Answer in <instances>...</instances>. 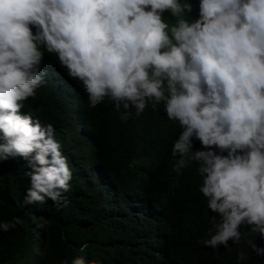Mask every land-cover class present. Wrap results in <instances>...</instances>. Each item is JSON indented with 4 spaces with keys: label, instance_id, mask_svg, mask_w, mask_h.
Here are the masks:
<instances>
[{
    "label": "clouds",
    "instance_id": "obj_1",
    "mask_svg": "<svg viewBox=\"0 0 264 264\" xmlns=\"http://www.w3.org/2000/svg\"><path fill=\"white\" fill-rule=\"evenodd\" d=\"M191 10L181 0H0V162L27 161L31 186L22 206L68 204L73 174L53 125L20 113L46 82L49 53L82 83L90 108L108 97L127 121L131 109L139 116L149 102L153 109L163 102L179 122L172 170L198 162L200 191L221 217L198 242L228 248L239 243L241 225L264 237V0H200L194 22L185 18ZM75 94L64 96L66 123L83 126V97ZM193 137L205 150L193 151ZM22 222L14 217L0 230Z\"/></svg>",
    "mask_w": 264,
    "mask_h": 264
},
{
    "label": "trees",
    "instance_id": "obj_2",
    "mask_svg": "<svg viewBox=\"0 0 264 264\" xmlns=\"http://www.w3.org/2000/svg\"><path fill=\"white\" fill-rule=\"evenodd\" d=\"M184 2L192 5L185 18L194 22L200 0ZM163 14L170 25L176 23L169 11ZM42 69L46 82L35 97L23 101L20 113L36 114L42 125H53L73 174L65 193L68 204L58 210L49 199L22 206L31 186L27 161L0 162V223L14 217L23 221L0 230V264H72L77 257L85 264H264V255L248 243L264 248V237L248 225L240 226L239 243L230 240L228 248L198 242L209 238V229L214 232L221 217L200 191L198 162L190 161L180 174L172 170L179 158L172 157V145L183 129L168 118L163 102L155 109L149 102L139 116L133 108L131 118L122 121L124 109L117 110L108 97L90 108L82 83L68 75L55 54L48 53ZM78 92L84 102L83 126L66 123L64 96ZM192 147L205 150L195 137ZM241 252L247 259L238 262Z\"/></svg>",
    "mask_w": 264,
    "mask_h": 264
}]
</instances>
